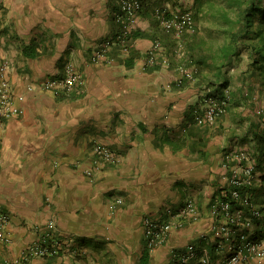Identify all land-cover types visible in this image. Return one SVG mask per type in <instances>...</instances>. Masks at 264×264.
Returning <instances> with one entry per match:
<instances>
[{
  "label": "crops",
  "instance_id": "crops-1",
  "mask_svg": "<svg viewBox=\"0 0 264 264\" xmlns=\"http://www.w3.org/2000/svg\"><path fill=\"white\" fill-rule=\"evenodd\" d=\"M156 7L155 0L145 3L131 52L113 48L96 61L95 49L118 32L120 0H0V63H13L10 81L26 94L25 113L0 128V211L8 216L0 264L18 262L28 245L47 236L51 220L64 247L31 264H219L228 252L230 243L218 248L213 235L210 205L223 184L226 150L252 144L249 107L243 110L233 93L216 123L196 121L205 65L175 87L178 66L192 64L175 52V35L165 31ZM156 39L171 59L168 66L147 63ZM30 44L35 56L23 52ZM69 61L83 74L74 91H27L29 82L63 75ZM98 145L119 160H102ZM263 193L255 190L258 199ZM189 199L200 220L187 218L184 228L174 226L165 243L151 248L147 217L175 224V212ZM191 243L198 254L179 261L176 254Z\"/></svg>",
  "mask_w": 264,
  "mask_h": 264
},
{
  "label": "built area",
  "instance_id": "built-area-1",
  "mask_svg": "<svg viewBox=\"0 0 264 264\" xmlns=\"http://www.w3.org/2000/svg\"><path fill=\"white\" fill-rule=\"evenodd\" d=\"M143 8L142 0H121V9L117 14V20L122 23V31L117 36L106 39L93 53V59L98 61L107 59L109 52L116 45H119L123 53H128L133 40L130 37L138 28L140 11ZM156 15L166 32L174 34L182 39L187 33H196L198 24L190 9H172L158 7ZM184 43L178 41L175 52L184 54ZM147 63L168 66L171 59L166 48L160 39H156L147 51ZM11 69L10 61L6 60L0 64V128L5 121L11 117L22 115L25 108L21 104L26 94L16 93L8 76ZM179 75L175 78L177 84L185 80H193L199 68L196 64L178 66ZM83 81L82 72L76 65L69 61L65 65L63 75L59 77H48L45 81L35 84L29 82L27 91L36 88L53 90L56 94L70 93ZM228 97L222 95H207L205 105L196 111L195 119L202 124H214L228 111ZM96 151L104 161L117 162L119 158L105 145H98ZM223 184L214 196L210 205V212L213 217L212 232L218 238V248H224L226 241L229 243L226 252L219 264H262L264 259V196L259 201L255 195L258 188L264 189V170L259 169L254 153L248 148L241 146L232 147L226 150L224 155ZM90 174L92 171H88ZM264 194V193H263ZM186 217V218H184ZM201 213L194 200L189 199L187 203L175 212V224L168 220L147 217L145 226L148 236V245L155 248L162 245L168 239L171 230L184 228L187 218L197 221ZM8 216L0 211V239L6 240L3 234L4 224ZM50 231L47 236L28 245L21 259L14 264H31L33 257H47L57 255L64 247L62 238L56 236L52 229H55L54 220L48 223ZM200 236L209 239V232H202ZM198 254L195 244H190L185 252L177 253L178 260L188 261ZM209 257L203 261L208 262Z\"/></svg>",
  "mask_w": 264,
  "mask_h": 264
},
{
  "label": "trees",
  "instance_id": "trees-1",
  "mask_svg": "<svg viewBox=\"0 0 264 264\" xmlns=\"http://www.w3.org/2000/svg\"><path fill=\"white\" fill-rule=\"evenodd\" d=\"M142 1L144 8L148 0ZM155 2L157 5L156 9L162 6L167 7L165 6L166 3H171L175 9L183 6L182 0H155ZM120 9L121 0L120 8L115 15L119 27L115 38L122 31V23L117 20V14L120 12ZM188 9L193 11L197 24H205L207 31L211 35V38L201 37L198 39L197 37L188 41L189 55L187 59L190 60L189 64L199 66L197 75L200 74V66L205 65L206 72L200 76L205 82L203 101L210 94L229 96V108L234 93L241 99L242 103L239 101V104L243 107V110L249 107L247 115L250 112L248 120L250 119L251 122L247 129L246 137H250L252 146L248 144L249 146L242 145L241 147L248 148L254 153L259 169L263 171L264 105L254 95L253 90L255 86L251 85V83L259 82L264 85V0H192V5ZM130 34V37L134 41L141 33L137 28ZM175 39L177 40V44L179 40H182L176 36ZM117 47L119 45H116L114 49ZM132 50L133 45L130 48V52ZM195 50H198L200 55L197 59L194 58ZM244 51L247 52L245 57L247 65L241 63V61L245 60ZM23 52L27 56L36 55L35 47L32 44L25 46ZM236 61H238V64H235ZM128 63L130 64L131 62ZM237 68L245 80H251H246V85H240L237 90L233 91L232 74L230 72ZM54 77L59 76H51V78ZM249 81L250 83H248ZM186 82L187 80L182 84L175 82V87H182ZM194 109L195 113L200 110V104L196 105V107L194 106ZM262 200L263 198L261 197L259 201ZM145 256L148 257V253Z\"/></svg>",
  "mask_w": 264,
  "mask_h": 264
},
{
  "label": "rangeland",
  "instance_id": "rangeland-1",
  "mask_svg": "<svg viewBox=\"0 0 264 264\" xmlns=\"http://www.w3.org/2000/svg\"><path fill=\"white\" fill-rule=\"evenodd\" d=\"M182 3H183V6H179L177 7L180 8V9H188L191 7L192 5V0H182ZM201 38V37H209L211 38V35L209 34V31H207V26H205V24H198V30L196 33H187L185 34L184 36H182V41L184 43V57H187L189 55L188 53V41H191L192 39H195V38ZM213 39V38H212ZM244 59L243 61H241V63L243 65H247L246 63V54L247 52L244 51ZM183 55V54H182ZM9 61V60H8ZM2 63V62H1ZM0 63V64H1ZM11 64V67H12V62H10ZM235 64H238V61H236ZM240 68V66H239ZM232 74V78L234 77V84H237V85H246L247 84V81L246 80H251V79H244L242 75H240V70L238 71V68L235 69L234 71L231 70L230 72ZM250 83V81L248 82ZM251 85L255 86L254 88V95L256 96L257 100L260 102V103H263L264 105V85H262L261 83L259 82H252ZM205 103V99L204 101L202 102V104L200 105V107H204V104ZM224 181V179H223Z\"/></svg>",
  "mask_w": 264,
  "mask_h": 264
}]
</instances>
